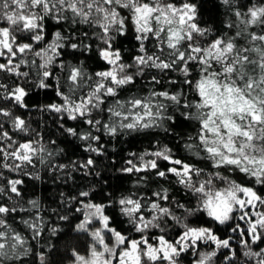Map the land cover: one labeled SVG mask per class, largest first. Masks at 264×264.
<instances>
[{"label": "snow or ice", "instance_id": "obj_1", "mask_svg": "<svg viewBox=\"0 0 264 264\" xmlns=\"http://www.w3.org/2000/svg\"><path fill=\"white\" fill-rule=\"evenodd\" d=\"M212 4L0 0V264H264V0Z\"/></svg>", "mask_w": 264, "mask_h": 264}, {"label": "trees", "instance_id": "obj_2", "mask_svg": "<svg viewBox=\"0 0 264 264\" xmlns=\"http://www.w3.org/2000/svg\"><path fill=\"white\" fill-rule=\"evenodd\" d=\"M202 5H203V12L205 19L216 20L218 18L221 27H224L227 23L230 22L228 14L225 12L223 6H221L219 15L217 17V12L212 4V0H202ZM28 183L29 182H26L25 187L28 186ZM30 183L36 184V188H35L36 196L39 197L46 205H49L51 207H55V205L52 204V200L56 199L58 192L67 190L65 188H56L50 182L47 184H43L39 181H32ZM28 192H29V197H31L33 189L29 188ZM61 245H63V242H61ZM54 259L57 262V264H67L66 259H64V253L62 247H61V251L56 254ZM185 263H187V261Z\"/></svg>", "mask_w": 264, "mask_h": 264}, {"label": "rangeland", "instance_id": "obj_3", "mask_svg": "<svg viewBox=\"0 0 264 264\" xmlns=\"http://www.w3.org/2000/svg\"><path fill=\"white\" fill-rule=\"evenodd\" d=\"M185 264H187V263H185Z\"/></svg>", "mask_w": 264, "mask_h": 264}]
</instances>
